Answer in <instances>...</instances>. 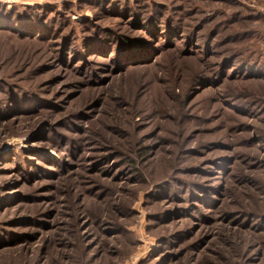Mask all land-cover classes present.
<instances>
[{"label":"rangeland","instance_id":"1","mask_svg":"<svg viewBox=\"0 0 264 264\" xmlns=\"http://www.w3.org/2000/svg\"><path fill=\"white\" fill-rule=\"evenodd\" d=\"M0 264H264V0H0Z\"/></svg>","mask_w":264,"mask_h":264}]
</instances>
